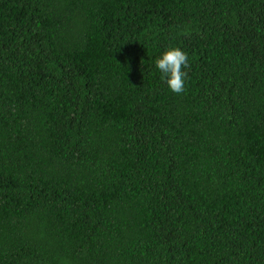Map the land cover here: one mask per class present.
I'll use <instances>...</instances> for the list:
<instances>
[{
  "label": "trees",
  "instance_id": "1",
  "mask_svg": "<svg viewBox=\"0 0 264 264\" xmlns=\"http://www.w3.org/2000/svg\"><path fill=\"white\" fill-rule=\"evenodd\" d=\"M0 264H264V0H0Z\"/></svg>",
  "mask_w": 264,
  "mask_h": 264
},
{
  "label": "clouds",
  "instance_id": "2",
  "mask_svg": "<svg viewBox=\"0 0 264 264\" xmlns=\"http://www.w3.org/2000/svg\"><path fill=\"white\" fill-rule=\"evenodd\" d=\"M156 68L162 73L168 88L175 94L185 91V77L188 68V56L178 47H170L155 61Z\"/></svg>",
  "mask_w": 264,
  "mask_h": 264
}]
</instances>
